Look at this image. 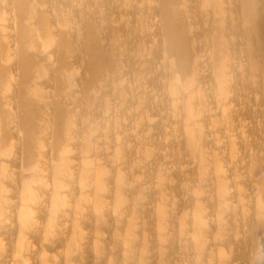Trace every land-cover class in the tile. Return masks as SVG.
Masks as SVG:
<instances>
[{
    "label": "clouds",
    "instance_id": "obj_1",
    "mask_svg": "<svg viewBox=\"0 0 264 264\" xmlns=\"http://www.w3.org/2000/svg\"><path fill=\"white\" fill-rule=\"evenodd\" d=\"M119 4L154 46L172 21L208 44L94 74L68 38L107 0H0V264H245L264 229L255 0Z\"/></svg>",
    "mask_w": 264,
    "mask_h": 264
},
{
    "label": "bare ground",
    "instance_id": "obj_2",
    "mask_svg": "<svg viewBox=\"0 0 264 264\" xmlns=\"http://www.w3.org/2000/svg\"><path fill=\"white\" fill-rule=\"evenodd\" d=\"M20 5L18 12L23 15L27 0H15ZM237 13L240 12L246 0H233ZM109 5L105 22H93L85 25L83 40L78 41L75 34L68 38V44L77 50L78 59L85 60L94 74H103L111 71L118 65L134 68L145 48L151 51L154 57H159L166 48L175 49L186 59H190L202 48L206 47L209 36L206 31L189 33L180 21H172L165 26L168 38L161 37L154 46L153 38L160 36L156 33L139 31L135 22L129 25L121 20L123 10L119 0H107ZM255 23L251 27V39L254 53L258 59L264 61V0H255ZM202 27V25H201ZM237 29L243 31L238 23ZM2 55V52H0ZM14 69L20 67L27 73V64L13 65ZM2 114V113H0ZM258 123L260 118L257 117ZM250 141H255V146H249L251 152L264 149V131L254 130ZM245 264H264V229L253 228L249 237V245L245 252Z\"/></svg>",
    "mask_w": 264,
    "mask_h": 264
}]
</instances>
